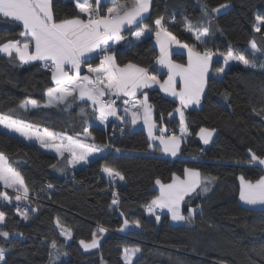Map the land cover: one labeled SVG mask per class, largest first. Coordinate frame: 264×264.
I'll list each match as a JSON object with an SVG mask.
<instances>
[{"label": "trees", "instance_id": "trees-1", "mask_svg": "<svg viewBox=\"0 0 264 264\" xmlns=\"http://www.w3.org/2000/svg\"><path fill=\"white\" fill-rule=\"evenodd\" d=\"M124 1L128 0H119ZM220 5L228 9L219 15L211 14L210 34L201 44L194 39L195 33L187 31L186 21L198 29L208 27L204 22L205 7L211 13ZM109 6L99 8L100 13ZM52 12L57 22L79 15L74 3L64 0H52ZM257 15L264 16V0H153L150 17L156 20L163 16L166 28L197 52L211 49L213 53H227L234 48L252 60L248 55L251 41L264 57V26L255 31ZM23 31L18 21L0 14V44L22 39ZM130 35L131 32L125 34L126 40L114 52L117 64L147 67L163 80L166 75L155 66L159 53L153 39L135 42ZM172 58L181 65L187 63L185 54L175 53ZM99 62L96 58L87 65ZM43 64L23 63L16 55H0V114L15 110L13 118L94 146L103 156L72 169L65 159L0 126V152L24 177L29 195L34 197L19 201L22 209L0 200V212L5 214L1 228L9 232L7 238L0 237V248L5 251L2 264H50L54 259L50 253L55 252L53 240L67 253L56 264H125L124 248L140 250L134 264H264V210L246 208L239 199L240 176L255 181L264 175L260 167L248 163L249 150L264 157V67L233 65L218 78L215 69L221 62L214 61L201 107L185 112L188 136L181 154L170 159L159 155L158 147L151 149L143 129L133 130L129 124L114 122L101 127L96 110L79 99L71 97L70 104L36 110L19 108L28 100L45 104L48 90L55 87L50 67ZM148 99L159 128L166 125L169 134H178L181 123L170 115L179 102L158 89L148 90ZM113 128L118 135L111 141ZM201 128L215 130L216 137L210 145H203L199 139ZM63 167L66 171L60 174L58 169ZM105 167L118 171L124 179L108 181ZM185 169L198 170L202 177L214 179L207 192L201 185L184 200L183 215L195 209L190 221L175 225L169 214H160V223L156 219L160 212L152 213L148 207L158 196L156 181L168 183L175 175L183 177ZM0 192H6L12 201L9 191L0 188ZM113 199H118V204L113 205ZM25 209L26 220L20 215ZM125 220L132 226L139 221L140 227L121 233ZM99 227L106 229L99 250L84 253L79 242L90 241L94 232L99 234ZM63 228L72 230V241L67 242L61 234Z\"/></svg>", "mask_w": 264, "mask_h": 264}, {"label": "snow or ice", "instance_id": "snow-or-ice-1", "mask_svg": "<svg viewBox=\"0 0 264 264\" xmlns=\"http://www.w3.org/2000/svg\"><path fill=\"white\" fill-rule=\"evenodd\" d=\"M107 3L113 6L106 9V14L101 15L99 5L101 0H95V7L90 0H76V7L80 14L71 19H65L57 22L53 18L51 10V0H0V14L4 17H9L15 21L22 22L24 31L21 32L22 39L8 41L0 44V53H4L9 57L13 54L24 63L30 61H44L50 62L46 66L50 67L52 80L55 81L56 87L48 90L47 96L49 98L48 104H60L67 102L69 97L73 100L80 99L90 100L93 106L99 105V119L104 120L107 116H115L116 108L113 107L115 100L105 102L101 98L104 96H135L136 92L140 89L147 88L150 84H160L165 92L171 96L177 97L180 103V108L176 111L179 113L181 120V137L170 135L165 138L163 135L154 136L152 129L155 126L150 123L151 110L148 108L147 94H144V123L148 124L149 136L152 140H159L163 145V151L176 156L179 150V144L183 136L187 133V127L184 125V112L182 108L191 104H199L201 94L207 83L209 70L211 68V61L213 53L204 51L203 53L194 52L187 44L180 45L188 49V63L187 65L175 64L170 59V52L168 45L172 42L180 44L176 37L164 27L162 23L164 17L161 16L154 21L156 28L155 36L160 42V57L157 61L159 65L168 70V79L164 83H160L157 76L152 74L147 67H140L135 64H124L120 66L116 63L114 56L108 54L111 48L110 41L119 42L124 39L121 35L122 30L128 27L136 38L145 35L148 26L143 24L145 13L149 11L151 0H132L130 4H122L119 0H106ZM226 5H220L218 8L211 9V13L205 7L204 9V22L209 26L202 29L196 28L190 21H186V29L190 33H195L194 39L201 44L205 43V37L210 34V26L212 22V13H218L220 8ZM257 26L255 31H261L260 26H264V16L257 15L255 17ZM135 25L137 30H132L131 26ZM143 25V27H141ZM165 39H160L161 36ZM251 50L253 51V59L249 60L244 55L234 56L230 50L224 57V62L227 63L229 59H236L242 62L245 66L256 68L257 61L255 53L257 51L256 43H251ZM103 54V60L98 67L88 66V73L94 75H85L81 77L80 67L82 63H87L90 55L93 53ZM69 68V71L65 69ZM223 68H216L215 72H223ZM74 73V74H70ZM180 77L183 82V87L176 90V78ZM78 95H74L77 94ZM36 108L39 105L36 101L23 102L19 108L25 109L28 105ZM127 105V101H123ZM132 107H137L133 104ZM83 111V109H81ZM125 113L131 111L130 108L123 109ZM15 110H10L9 114H0V126L9 130L12 133H18L20 136L29 140L35 138L47 148H54L60 157L65 156V152L69 154L65 158V164L75 166L81 161L87 162L89 156L98 153L99 149L91 145H85L79 140H73L68 136H57V134L44 128L42 133L39 126L33 128L32 125L23 119L13 118ZM138 112H131L132 119L130 123H136ZM119 119L124 120L121 116ZM214 129L209 130L201 128L199 135L205 144L211 140ZM87 138V133H86ZM151 147V145H150ZM119 152V149H116ZM250 152L249 164H256L260 167L261 172H264V157L257 156L256 153ZM56 167V165H53ZM63 171L64 169H59ZM103 172L107 173L110 181L115 182L123 180L124 177L118 171L110 167L103 168ZM213 177H202L201 173L195 169H185V179L178 176L174 177L173 183L161 184L159 180L156 181L160 184V195L154 199L148 206L150 212H155L156 209H167L171 213V218L174 221H190L195 209L189 210V215L181 214L180 205L185 196L190 192H194L197 188L202 187V191L207 192L208 185L213 181ZM240 190L239 199L245 205L255 208L260 207L264 209V175H260L255 181L246 180L244 176H240ZM0 181L4 183L7 188H13L16 192L22 193L16 195L15 200L21 201L28 200L29 188L25 184L24 177L16 172L8 162V157L0 152ZM51 187V185H49ZM116 194L114 193V196ZM0 200L11 203V197L6 192H0ZM118 199H113L112 204H118ZM23 219H28L27 209L20 213ZM159 220L160 217L156 216ZM5 214L0 212V224H4ZM59 224V220L57 219ZM136 227H140L139 221L134 222ZM125 226L128 221H124ZM71 229L63 228V235L71 238ZM105 228L99 227L97 232L103 234ZM8 231L0 228V237L7 238ZM85 250L98 248L99 238L97 233L92 234L90 242L80 241ZM54 253H50L54 259L50 264H56L61 256H66L67 253L63 252L57 247V242H51ZM133 250L131 255H135ZM125 257L131 264V257L128 255L129 250L124 249ZM5 251L0 248V261H3Z\"/></svg>", "mask_w": 264, "mask_h": 264}, {"label": "crops", "instance_id": "crops-1", "mask_svg": "<svg viewBox=\"0 0 264 264\" xmlns=\"http://www.w3.org/2000/svg\"><path fill=\"white\" fill-rule=\"evenodd\" d=\"M64 1L73 2L74 5H75V7H76V0H64ZM90 2L93 3V6L95 7V0H90ZM152 2H153V0H151V4H150L149 11H148L147 13L144 14L146 18L144 19L143 24L148 26L147 30L145 31V35L142 36V37H140V38H136V37L133 35L132 31H130L128 27H125V28L122 30V32H121V35L124 37V39L120 40L119 42L110 41L109 43L111 44V48H109V50H108V54L114 56V52H115V50L118 48V46H119L122 42H124V40H126V39H125V34H126L127 32H131L130 39L133 40V41H135V42H139V41H142V40L147 39V38H152L153 41H154V44H155V46H156V48H157V50H158V53H159L158 57H157L156 60H155V66H156V68H157L160 72L164 73V74L166 75V77H165L163 80H160V78H159L156 74L152 73L150 70H149V71H150L152 74L156 75L157 78H158V80H159L160 83L162 84V83H164V82L168 79V75H167L168 70H167L166 68L162 67L161 65H159V64L157 63V61H158V59H159L161 53H160V42L158 41L157 37L155 36V32H156L158 29L156 28V26H155V24H154V21H155V20H152L151 17H150V16H151V9H152ZM120 3H122V4H130V3H132V0H128V1L120 2ZM105 4H110V3H107L106 0H101V3H100V5H99V8H101V7H102L103 5H105ZM111 6H113V5L110 4L109 7H111ZM76 9H77V7H76ZM227 9H228V6H226V7H224V8H220V11H219L218 13H215V14H216V15L222 14V13L225 12ZM51 10H52V0H51ZM77 11H78V9H77ZM78 13H79V11H78ZM52 14H53V12H52ZM104 14H106V11H103V14L101 13V15H104ZM1 15H2V14H1ZM79 15H83V14H80V13H79ZM8 18H9V17H8ZM11 19H12V18H11ZM18 22H19V21H18ZM19 23L22 25V22H19ZM162 23L164 24V21H163ZM22 27H23V25H22ZM141 27H143V25H141ZM164 27L166 28L165 24H164ZM131 28H132V30H137L135 25L131 26ZM167 30H168V29H167ZM168 31H169V30H168ZM169 32H170V31H169ZM171 33H172V32H171ZM172 34H173V33H172ZM173 35H174V34H173ZM174 36H175V35H174ZM175 37H176V36H175ZM126 38H127V37H126ZM160 39H165V38H164L163 35H162ZM176 39L180 42V44H177V43H175V42H172L171 44L168 45L169 52H170V59L172 60L173 63H175V64H179V63H177V62H175V61L173 60L172 56H173V54H175V53H182V54H185V55L187 56V63H188V49H187V48H183V47H181L180 45H183V44H185V43L181 42L177 37H176ZM189 47H190V46H189ZM193 51H194V52H197V51H195L194 49H193ZM0 55H6V54H0ZM13 55H15V53H14ZM96 58H98V59L100 60V62L98 63V65H94V66H92V67H98V66L100 65V63L102 62V60H103V54H100L99 51H97V53H93V54H91V55H90V58H89L88 61H87V63H88L90 60H92V59H96ZM114 58H115V57H114ZM115 61H116V59H115ZM256 61H257V65H258V66L261 65L262 67H264V57H258V58H256ZM33 62H44V61H30V62H27V63H33ZM23 63H24V62H23ZM44 63H49V64H50V62H44ZM87 63H82V64H81V67H80V75H81V77H83V76H85V75H94V74H90V73H88L87 69H88V66H89V65H87ZM116 63H117V62H116ZM187 63L185 64V66L187 65ZM65 70H66V71H69V68L66 67ZM212 72H213V69L211 70V68H210V70H209V74H208V78H209V75L212 74ZM70 74H74V73H71V72H70ZM208 78H207V82H208ZM54 83H55V81H54ZM55 87H56V83H55ZM182 87H183V82H182V80L180 79V77H177V78H176V90L179 91ZM206 88H207V83H206V85H205V87H204V91H203V93L201 94V98H200V103H199V104H191V105H188L187 107L182 108V111L184 112V117H185V112H186V110H188V109H198V108L201 106L202 99H203V96H204L203 94H205L204 92L206 91ZM152 89H158V90H159V91H160L165 97L170 98V99H172V100H175V101H178V102H179V100H178L177 97H173V96H171L168 92H165V91L163 90V88L160 87V84H155V83L150 84V86L147 87V88H143V89L138 90V91L136 92L135 96H124L123 94H120L119 96H104V97L101 98L103 101H105V100H113V99H117V100H118L117 105L114 106V107L116 108L117 111H116V115H115V116H107L103 121L99 119L100 126L103 127L102 124H106V125L108 126L111 122H114V123L119 124V125H121V126H125L126 124H129V126H130L131 129H133V130H136V129H143V130L146 132L147 136H148V139H149V141H150L151 146H153V147H158V154H159V155H161V156H163V157L170 158V159H176V158H178V157L180 156V154H181L182 144H183L184 139L188 136V130H187V133H186V134L183 136V138L181 139V142H180V144H179V150H178L176 156H172L170 153H166V152H164V151L162 150V149H163V145L160 143L159 140H152V139H151V137L149 136V132H148V124H145V123H144V119H143V116H144V104H145V101H144V94H145V93L147 94V101H146V104H147L148 108L151 110L150 123H152V124L155 125V126L153 127V129H152V133H153V135H154V136H160V135H163L165 138H167V137L170 136V135H173V134H169V129H168V127H167L166 125H163L161 128H159V126L157 125V123H156V121H155V111H154L153 107L151 106V104H150V102H149V99H148V90H152ZM47 93H48V92H47ZM74 95H78V93H77V94H74ZM46 97H47V102H48L49 98H48L47 94H46ZM69 98H71V97H69ZM69 98H68V99H69ZM79 100H80V99H79ZM80 101L88 103V104H89L93 109H95L96 112L99 114V105H98V104H97L96 106H93L92 102H91L90 100H87V97H85L84 100H80ZM123 101H127V102H128L127 105H125V104L123 103ZM133 104H136L137 107H132ZM54 105H56V104H54ZM54 105H48V106H54ZM41 106H42V105H40V106H38V107H36V108H25V109H23V110H25V111H26V110H36V109H38V108L41 107ZM44 106H47V105H44ZM125 107L130 108L131 111L128 112V113H125V112L123 111V109H124ZM180 107H181V106H180V103H179L178 108H180ZM131 112H138V115H137V117H136V123H135V124L130 123V121H131V119H132ZM121 116L124 117V120L119 119V117H121ZM170 117H171V118H173V117H177V118L179 119L180 123H181V120H180V117H179V113H178L176 110L170 115ZM184 125L186 126V121H185V119H184ZM181 126H182V125H181ZM181 126H180V128H181ZM186 127H187V126H186ZM1 128L3 129V126H1ZM33 128H35V127L33 126ZM103 128H106V127H103ZM180 128H179V129H180ZM3 130H4V129H3ZM4 131H5V130H4ZM40 131L42 132L43 129H40ZM6 132H7V133H10V134H12V135H14V136H17L18 138L24 140L25 142H27V143H29V144H38V145L41 146V144L38 143V142H36L35 140H33V139L29 140V139H27V138H25V137L20 136L18 133H12V132H10V131H8V130H6ZM61 135H62V134H60V136H61ZM174 135H176L177 137H181V132H180V130H179V133H178V134H174ZM63 136H66V135H63ZM198 136H199V139L201 140V142H202L203 145H210V144L214 141V139H215V137H216V132L214 131L213 136H212V138H211V140L209 141L208 144H205V143L203 142V140L201 139L200 135H198ZM68 137H69V136H68ZM72 139H73L74 141L76 140V139H74V138H72ZM151 149L153 150L154 148H151ZM49 152H51V151H49ZM51 153H52V152H51ZM53 154H55V155L57 156V152H56V151H54ZM67 154H68V153L65 152V156H64V157H58V156H57V157H58L59 159H61V160H64V159L66 158V155H67ZM154 154H155V153H154ZM68 156H69V154H68ZM102 156H103V153L99 150L98 153H94L93 155L89 156L88 159H87V162L81 161L80 163H77L74 167L71 166V165H69V166H70V168H72V169H80V168H82V167L88 165L89 163H92V162L97 161V160L100 159ZM253 165H256V164H253ZM256 166H257V165H256ZM63 169H64L63 171H60V170L58 169V172H59L60 174L64 173V172L66 171V167H65V168L63 167ZM104 175H105L106 177H108L107 173H105V172H104ZM175 176H177V175H175ZM175 176H174V177H175ZM174 177L171 179L170 182H168V183H163V182H161V184L167 185V184H171V183H173ZM178 177H180V176H178ZM180 178H181V179H185V174H184L183 177H180ZM111 182H112V181H111ZM239 184H240V179H239ZM155 187H156V189L158 190V196H159V195H160V184H157V183H156ZM3 189H4L5 191H7V190L12 191V189H7V188H3ZM195 191H196V190H195ZM195 191H194V192H195ZM194 192H190L188 195H186L185 198H184V200H185L189 195H191V194L194 193ZM158 196H157V197H158ZM184 200L181 202V205H180V210H181V214H182V215H183V213H182V208H183V202H184ZM240 202H241V204H242L244 207H246V208H249V209H256V210H264V209H262V208H260V207L251 208V207L245 205L242 201H240ZM157 211L160 212L159 215H160V214H169V215H170V218H171V213H170L167 209H163V210L156 209L154 213H157V214H158ZM152 213H153V212H152ZM171 222H172L173 224H175V225H184V224L186 223L185 221H174V220H172V218H171ZM128 225H129V224H128ZM123 226H124V225H123ZM133 227H135V226L129 225V226L125 227L123 230L121 229L120 232H121V233H126V232H128L129 230H131V228H133ZM104 233H105V235H106V232H104ZM123 252H124V251H123ZM140 255H141V253H137V255H136V257H135V259H134V261H133L132 264L135 263V261L138 259V257H140Z\"/></svg>", "mask_w": 264, "mask_h": 264}, {"label": "rangeland", "instance_id": "rangeland-1", "mask_svg": "<svg viewBox=\"0 0 264 264\" xmlns=\"http://www.w3.org/2000/svg\"><path fill=\"white\" fill-rule=\"evenodd\" d=\"M253 41H251L250 43H249V45H248V55H250L251 57H252V59H253V51L251 50V43H252ZM232 52H233V55L234 56H239V55H244V54H241V53H239V52H237L236 51V49H234V48H231L230 49ZM228 53V52H227ZM227 53H219V52H215V53H213V56H212V61H211V70L213 69V63H214V61H219V62H221V65H220V67L219 68H223L224 69V71L223 72H220V73H217V72H215V74H216V77H218V78H222L223 76H224V74L228 71V69L230 68V67H232L233 65H243V66H245L242 62H240L239 60H236V59H229L228 61H227V63H225L224 62V57L227 55ZM0 54H4V53H0ZM245 56V55H244ZM255 56H256V58H258V57H260V53H259V51L257 50L256 51V53H255ZM246 57V56H245ZM247 59H249V57H246ZM249 60H251V59H249ZM246 67H248V66H246ZM210 76V75H209ZM206 92V91H205ZM204 92V93H205ZM204 95V94H203ZM204 97V96H203ZM30 101H35V100H28L27 102H30ZM37 102V101H36ZM37 104L40 106V105H42V106H44V105H49L48 104V102L46 101V103L45 104H40V103H38L37 102ZM202 104V103H201ZM52 105H54V104H52ZM201 107V106H200ZM199 107V108H200ZM26 108H32L31 107V105H30V103H29V105L26 107ZM198 108V109H199ZM102 126L103 127H107V125L106 124H102ZM4 129V128H3ZM5 131H6V129H4ZM9 131V130H8ZM42 133V132H41ZM54 133V132H53ZM55 134H57V136H60V134L59 133H55ZM33 140H35L36 142H38V143H40L39 142V140H37V139H35V138H33ZM41 144V143H40ZM41 148L43 149V150H45V151H51L52 153H54V151H56L54 148H47V147H44L42 144H41ZM151 148H153V146H151ZM57 156L58 157H60V155H59V153H57ZM15 170V169H14ZM16 171V170H15ZM17 172V171H16ZM107 179H108V181H110V179H109V177H106ZM160 181V180H159ZM160 182H162V181H160ZM0 188H7L5 185H4V183L2 182V181H0ZM7 189H12V191H15L13 188H7ZM7 191H9V190H7ZM12 191H9L10 193L12 192ZM12 194V193H11ZM183 209V208H182ZM193 214H194V212H193ZM192 214V215H193ZM157 216H159L160 217V219H159V222L161 223V216L160 215H157ZM4 224H0V228L3 226ZM130 225V224H129ZM129 225H127V226H129ZM127 226H125V224H124V226L122 227V230L125 228V227H127ZM65 236V235H64ZM97 237L99 238V247L98 248H92V249H87V250H85V248L83 247V245H81L80 244V242H79V245H80V248L82 249V251L84 252V253H92V252H95V251H98L99 250V248H100V245H101V243L103 242V240H104V238H105V233H103V234H101V233H99L98 235H97ZM65 238H66V240H67V242H70V241H72V238H73V236H72V233H71V238H68L67 236H65ZM91 241V240H90ZM90 241H85V242H90ZM124 249H128L129 250V253H128V255L131 257V264L133 263V261H134V259H135V257H136V255H137V253H141L140 252V250L139 251H136L135 252V255L133 256V255H131V253L133 252V250H137V249H135V248H124ZM124 249H123V251H124ZM123 261H124V263L125 264H129V261L126 259V257H125V252H123ZM3 262L2 261H0V264H2Z\"/></svg>", "mask_w": 264, "mask_h": 264}, {"label": "built area", "instance_id": "built-area-1", "mask_svg": "<svg viewBox=\"0 0 264 264\" xmlns=\"http://www.w3.org/2000/svg\"><path fill=\"white\" fill-rule=\"evenodd\" d=\"M174 22L176 23V20H175V19H173V23H174ZM207 51H210V52L213 53V51H212L211 49H209V50H207ZM46 64H49V63H44L43 66L48 68V66H46ZM113 100H115V104L113 105V107H114V106H116V104L118 103V100H117V99H113ZM110 101H111V100H105V102H110ZM117 132H118V131H117L116 129L113 128V129L111 130L110 134H109V140L113 141L114 138L118 135ZM117 155H119V154H117ZM46 188L49 189V190L51 189V187H49V185H46ZM11 193L13 194V199H12V201H11L10 204H13V203H14L16 209H22V208H23L22 204H21L19 201H16V200H15V196H16V195H21L22 193H18V192H16V191H12ZM33 199H34V197H32V196L29 195L28 200H33Z\"/></svg>", "mask_w": 264, "mask_h": 264}]
</instances>
